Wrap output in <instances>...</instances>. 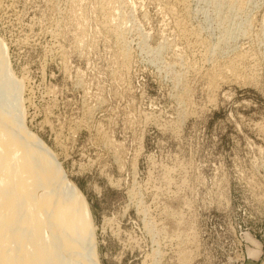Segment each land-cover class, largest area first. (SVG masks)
I'll list each match as a JSON object with an SVG mask.
<instances>
[{
  "label": "rangeland",
  "instance_id": "obj_1",
  "mask_svg": "<svg viewBox=\"0 0 264 264\" xmlns=\"http://www.w3.org/2000/svg\"><path fill=\"white\" fill-rule=\"evenodd\" d=\"M213 1L0 0L24 131L87 206L97 264H264V0Z\"/></svg>",
  "mask_w": 264,
  "mask_h": 264
},
{
  "label": "bare ground",
  "instance_id": "obj_2",
  "mask_svg": "<svg viewBox=\"0 0 264 264\" xmlns=\"http://www.w3.org/2000/svg\"><path fill=\"white\" fill-rule=\"evenodd\" d=\"M242 1L213 2L219 14L222 8L234 9ZM227 35L221 43L217 39L219 48L210 47L209 52L219 54L228 47ZM242 40L234 46L233 57L227 55V59L220 60L226 67H221L213 80L228 77L236 63L244 60L247 44ZM2 63L0 57V264H97L88 208L70 183L61 178L63 175L55 176L58 172L31 147L19 104L28 98L22 93V82L15 85L3 73Z\"/></svg>",
  "mask_w": 264,
  "mask_h": 264
}]
</instances>
